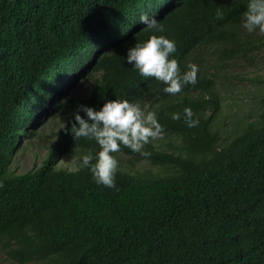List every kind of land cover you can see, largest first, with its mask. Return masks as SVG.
I'll return each mask as SVG.
<instances>
[{
	"label": "trees",
	"instance_id": "1",
	"mask_svg": "<svg viewBox=\"0 0 264 264\" xmlns=\"http://www.w3.org/2000/svg\"><path fill=\"white\" fill-rule=\"evenodd\" d=\"M246 5L0 0V253L16 264H264V106L223 138L219 73L205 57L211 47L220 51L216 62H254L264 33L241 26ZM143 13L165 31L145 29ZM152 34L176 41L182 71L198 66L194 85L170 95L126 63L127 49ZM87 79V94L58 100ZM106 99L139 102L164 128L144 146L149 156L126 147L113 154L116 188L97 185L79 167L80 156L98 146L74 139L67 124L38 165L10 169L13 149L44 115L67 118L77 104L99 108ZM184 107L197 126L171 119ZM61 156L73 169L57 166Z\"/></svg>",
	"mask_w": 264,
	"mask_h": 264
},
{
	"label": "clouds",
	"instance_id": "2",
	"mask_svg": "<svg viewBox=\"0 0 264 264\" xmlns=\"http://www.w3.org/2000/svg\"><path fill=\"white\" fill-rule=\"evenodd\" d=\"M140 22L145 29L153 33L165 31L164 25L147 13L140 15ZM241 26L248 33H264V0H247ZM176 51L174 39L163 34H152L128 48L123 59L141 77H152L162 82L164 93L175 95L180 93L185 85H194L198 72V66L195 64L188 65L187 70L182 71L173 55ZM66 95H69L67 90L61 92L58 100L65 99ZM43 117L45 118V115ZM170 117L172 120L182 119L189 128L199 123V120L194 118L191 107H184L182 113L172 112ZM62 121L64 128L66 124L70 125L66 130L74 139L95 141L98 150L95 153L88 150L82 154L79 167L87 168L95 183L107 188H116L115 174L119 162L114 153H119L122 147H126L133 153L147 157L150 153L145 151L144 146L150 140L164 135L163 125L155 111L127 99H106L99 108L77 104L70 117L62 118Z\"/></svg>",
	"mask_w": 264,
	"mask_h": 264
},
{
	"label": "rangeland",
	"instance_id": "3",
	"mask_svg": "<svg viewBox=\"0 0 264 264\" xmlns=\"http://www.w3.org/2000/svg\"><path fill=\"white\" fill-rule=\"evenodd\" d=\"M219 53V49L209 47L205 57L213 61L209 67L219 73L214 81L217 91L224 97V100L217 123L224 138L231 133L234 124L244 125L253 122L258 110L264 106V82H259L264 79V46L256 54L252 64L236 59L229 62H216ZM214 66L215 69H213ZM220 67L223 68V73ZM91 80L79 81L75 86L67 89V93L71 96H84L90 90ZM53 113L47 115L46 118L42 117L34 128V134L24 135L18 148H15L17 150L13 149L10 169L14 173L24 172L30 169L33 164L38 165L47 155L54 140L55 131L63 125L62 118H66L59 113ZM123 159H129V157L123 156ZM57 166L73 169V161L61 156L57 161ZM0 264L16 263L0 253Z\"/></svg>",
	"mask_w": 264,
	"mask_h": 264
}]
</instances>
